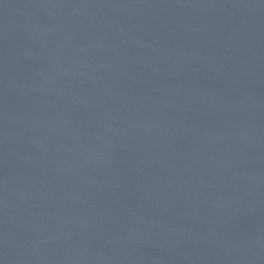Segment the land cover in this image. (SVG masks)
Returning a JSON list of instances; mask_svg holds the SVG:
<instances>
[{"label": "water", "instance_id": "95a60500", "mask_svg": "<svg viewBox=\"0 0 264 264\" xmlns=\"http://www.w3.org/2000/svg\"><path fill=\"white\" fill-rule=\"evenodd\" d=\"M0 264H264V0H0Z\"/></svg>", "mask_w": 264, "mask_h": 264}]
</instances>
